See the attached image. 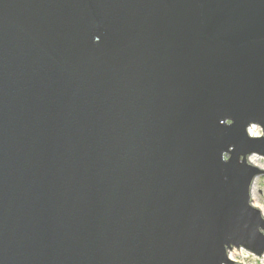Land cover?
Returning <instances> with one entry per match:
<instances>
[{"label":"water","instance_id":"95a60500","mask_svg":"<svg viewBox=\"0 0 264 264\" xmlns=\"http://www.w3.org/2000/svg\"><path fill=\"white\" fill-rule=\"evenodd\" d=\"M253 156L264 0H0V264L262 258Z\"/></svg>","mask_w":264,"mask_h":264},{"label":"rangeland","instance_id":"374dc122","mask_svg":"<svg viewBox=\"0 0 264 264\" xmlns=\"http://www.w3.org/2000/svg\"><path fill=\"white\" fill-rule=\"evenodd\" d=\"M256 137L263 136L262 130L256 128ZM257 164L259 169L264 170V158L257 157ZM251 204L257 209H260L264 213V174L257 177L254 181L252 190H251ZM237 255H234L232 261L239 264H264V256L262 258H257L254 256H247L244 252H236Z\"/></svg>","mask_w":264,"mask_h":264},{"label":"bare ground","instance_id":"6f19581e","mask_svg":"<svg viewBox=\"0 0 264 264\" xmlns=\"http://www.w3.org/2000/svg\"><path fill=\"white\" fill-rule=\"evenodd\" d=\"M257 127H251L248 131H249V134L251 135V136H253V137H256V129ZM249 162H250V164H252L253 166H256V167H259V165L257 164L258 162H257V159H256V156H253V157H250L249 158ZM255 208H257V207H255ZM260 210V209H259ZM261 211V210H260ZM261 213H262V216L264 217V213L261 211ZM236 252L237 251H233L232 253H230V259L232 260L234 257V255H237L236 254Z\"/></svg>","mask_w":264,"mask_h":264},{"label":"built area","instance_id":"2783aa9c","mask_svg":"<svg viewBox=\"0 0 264 264\" xmlns=\"http://www.w3.org/2000/svg\"><path fill=\"white\" fill-rule=\"evenodd\" d=\"M240 252H241V253H243V252H244V253H245L247 256H249V257H250V256H252L251 254L247 253V252H246V251H244V250H241Z\"/></svg>","mask_w":264,"mask_h":264}]
</instances>
